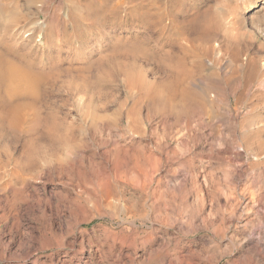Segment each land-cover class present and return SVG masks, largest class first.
Listing matches in <instances>:
<instances>
[{"label":"rangeland","instance_id":"374dc122","mask_svg":"<svg viewBox=\"0 0 264 264\" xmlns=\"http://www.w3.org/2000/svg\"><path fill=\"white\" fill-rule=\"evenodd\" d=\"M0 16L8 59L37 65L0 128V264H264V0H0ZM174 74L214 82L201 120L191 97L146 98Z\"/></svg>","mask_w":264,"mask_h":264},{"label":"bare ground","instance_id":"6f19581e","mask_svg":"<svg viewBox=\"0 0 264 264\" xmlns=\"http://www.w3.org/2000/svg\"><path fill=\"white\" fill-rule=\"evenodd\" d=\"M14 18L15 17H12L11 21H13ZM1 32L2 28H0V33ZM30 34L31 33H29V36ZM2 41L0 40V83H2L3 87L2 93L0 94V128L10 124L11 121L9 123L8 121L13 119V117H16L17 119L20 118V120L23 119L24 112L29 108V105L26 104L25 100L33 97V91L35 90L34 86L37 84V79H35L30 73L32 69L34 70L37 68V65L28 61L27 58H23V61L26 64L25 71L21 66L11 61V58L8 59V55L13 53L12 48L6 47V44ZM207 83L208 84L205 87H200L198 91L192 92L188 82L180 78L179 75L174 74L168 81L162 83H151L146 90L145 96L155 105H160L176 111V101L178 97L182 99L184 107L187 106V101L185 99L191 97L194 103L193 110H195L198 118L201 120L203 114L208 108L206 94L210 91L208 89H211L214 85V82L211 80ZM35 118L37 123L41 122L40 115L38 113ZM52 121V118L49 119V122H47V128L57 131L58 127L55 126ZM51 135L53 136V134ZM64 145L65 142L58 143V146L60 147H63ZM37 154V148L33 145V143H31L25 152V167L30 168L32 164L35 163L34 159Z\"/></svg>","mask_w":264,"mask_h":264}]
</instances>
